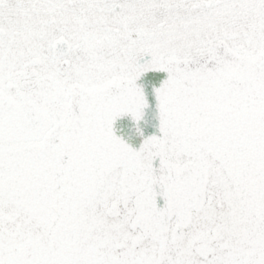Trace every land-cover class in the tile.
Instances as JSON below:
<instances>
[{"label": "snow or ice", "instance_id": "obj_1", "mask_svg": "<svg viewBox=\"0 0 264 264\" xmlns=\"http://www.w3.org/2000/svg\"><path fill=\"white\" fill-rule=\"evenodd\" d=\"M0 264H264V0H0Z\"/></svg>", "mask_w": 264, "mask_h": 264}, {"label": "water", "instance_id": "obj_2", "mask_svg": "<svg viewBox=\"0 0 264 264\" xmlns=\"http://www.w3.org/2000/svg\"><path fill=\"white\" fill-rule=\"evenodd\" d=\"M145 120L147 123H142L141 127L144 129V135L147 136L149 134H152L155 131V119H154V112L149 110L145 116ZM127 128L125 129V137L128 138L129 135H131V142L133 144L139 143V138L136 137L134 134L128 133V128H131V123L129 121H126Z\"/></svg>", "mask_w": 264, "mask_h": 264}]
</instances>
